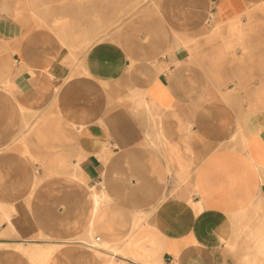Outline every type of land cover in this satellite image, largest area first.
Instances as JSON below:
<instances>
[{"label":"crops","instance_id":"1","mask_svg":"<svg viewBox=\"0 0 264 264\" xmlns=\"http://www.w3.org/2000/svg\"><path fill=\"white\" fill-rule=\"evenodd\" d=\"M259 1L0 0V264H264V112L172 51Z\"/></svg>","mask_w":264,"mask_h":264},{"label":"rangeland","instance_id":"2","mask_svg":"<svg viewBox=\"0 0 264 264\" xmlns=\"http://www.w3.org/2000/svg\"><path fill=\"white\" fill-rule=\"evenodd\" d=\"M143 4L135 2V6L121 8L110 30L116 31L120 21L142 10ZM101 10L105 8L97 9L99 15ZM108 31H99L93 44L107 37ZM172 51L184 53L182 61L204 65L211 90L235 102L242 113L264 112V0L233 22L211 23L184 43L179 38L173 40Z\"/></svg>","mask_w":264,"mask_h":264},{"label":"bare ground","instance_id":"3","mask_svg":"<svg viewBox=\"0 0 264 264\" xmlns=\"http://www.w3.org/2000/svg\"><path fill=\"white\" fill-rule=\"evenodd\" d=\"M70 243H79V244H82L83 246L87 247L90 250L97 249L98 251L103 253V251H101V248H102V246H104V244L100 243L98 240L95 239L92 230H88L84 235L75 237V239L70 241ZM262 249L264 251V245H263ZM113 250L117 251L116 249H113ZM53 251H54L53 245H47L46 247L36 246V247L31 249L30 254L32 257H34L38 260V264H45L48 261L49 257L51 256V254L53 253ZM103 255H105V253H103Z\"/></svg>","mask_w":264,"mask_h":264},{"label":"built area","instance_id":"4","mask_svg":"<svg viewBox=\"0 0 264 264\" xmlns=\"http://www.w3.org/2000/svg\"><path fill=\"white\" fill-rule=\"evenodd\" d=\"M101 238H100V236H97V240H100Z\"/></svg>","mask_w":264,"mask_h":264}]
</instances>
